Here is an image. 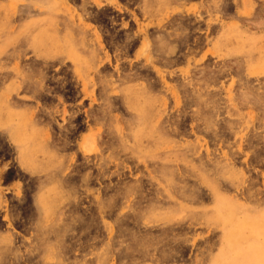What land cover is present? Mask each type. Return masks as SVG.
I'll return each instance as SVG.
<instances>
[{"label":"rangeland","instance_id":"obj_1","mask_svg":"<svg viewBox=\"0 0 264 264\" xmlns=\"http://www.w3.org/2000/svg\"><path fill=\"white\" fill-rule=\"evenodd\" d=\"M0 264H264V0H0Z\"/></svg>","mask_w":264,"mask_h":264},{"label":"bare ground","instance_id":"obj_2","mask_svg":"<svg viewBox=\"0 0 264 264\" xmlns=\"http://www.w3.org/2000/svg\"><path fill=\"white\" fill-rule=\"evenodd\" d=\"M228 212H229V211H228ZM229 214H230V212H229ZM229 214H228V215H229ZM232 214H233V213H232ZM226 215H227V214H226ZM226 215H225V216H226ZM233 215H234V214H233ZM229 216H230V215H229ZM229 216H228V217H229ZM226 218H227V217H225V219H226ZM229 218H230V217H229ZM258 219H259V218H258ZM224 221H225V220H224ZM227 222H228V221H227ZM254 222H255V221H254ZM239 223H240V222H238V224H239ZM240 224H241V223H240ZM255 224H256V222H255ZM232 225H233V224H232ZM232 225H231V226H232ZM237 226H238V229H237V230H239L240 227H239V225H237ZM241 226H243V225H241ZM228 227H230V226H228ZM243 228H246V227H243ZM243 228H242V229H243ZM233 230H234V229H233ZM244 230H245V229H244ZM244 230H243V232H244ZM239 231H240V230H239ZM241 231H242V230H241ZM241 231H240V233H241ZM237 232H238V231H237ZM238 233H239V232H238ZM252 233H253V232H252ZM252 233H251V234H252ZM241 234H242V233H241ZM254 234H255V233H254ZM242 235H243V234H242ZM239 236H240V235H239ZM237 237H238V236H237ZM255 237H256V236H255ZM242 238H243V236H242ZM234 239H235V238H234ZM236 239H238V238H236ZM238 241H239V239H238ZM231 243H232V242H231ZM233 244H235V243H233ZM253 249H254V247H253ZM246 250H247V249H246ZM251 250H252V249H251ZM228 251H229V250H228ZM249 252L252 253L251 251H249ZM256 252L258 253V250H257ZM248 254H249V253H248ZM259 254H260V253H259ZM257 256H258V255H257ZM248 258H249V255H248ZM250 258H251V257H250ZM252 258H253V257H252ZM256 258H257V257H256ZM235 259H237V258L235 257ZM233 260H234V259H233Z\"/></svg>","mask_w":264,"mask_h":264}]
</instances>
